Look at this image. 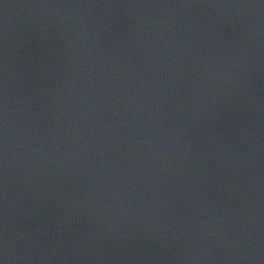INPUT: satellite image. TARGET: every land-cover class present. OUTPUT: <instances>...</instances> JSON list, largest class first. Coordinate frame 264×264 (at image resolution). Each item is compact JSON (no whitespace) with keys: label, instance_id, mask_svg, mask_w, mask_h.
<instances>
[{"label":"water","instance_id":"95a60500","mask_svg":"<svg viewBox=\"0 0 264 264\" xmlns=\"http://www.w3.org/2000/svg\"><path fill=\"white\" fill-rule=\"evenodd\" d=\"M0 264H264V0H0Z\"/></svg>","mask_w":264,"mask_h":264}]
</instances>
